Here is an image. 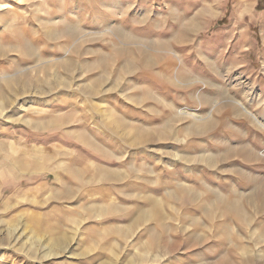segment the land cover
<instances>
[{"label":"rangeland","instance_id":"1","mask_svg":"<svg viewBox=\"0 0 264 264\" xmlns=\"http://www.w3.org/2000/svg\"><path fill=\"white\" fill-rule=\"evenodd\" d=\"M0 91V264L263 263L264 0H0Z\"/></svg>","mask_w":264,"mask_h":264},{"label":"bare ground","instance_id":"2","mask_svg":"<svg viewBox=\"0 0 264 264\" xmlns=\"http://www.w3.org/2000/svg\"><path fill=\"white\" fill-rule=\"evenodd\" d=\"M63 66H64V64H63ZM24 76V75H23ZM18 79V78H17ZM11 81H13V80H11ZM14 83V82H13ZM18 83V82H17ZM11 84V83H10ZM34 84V83H33ZM65 84V83H64ZM63 85V84H62ZM7 86H8V84H7ZM42 88V87H41ZM51 89V88H50ZM49 89V90H50ZM10 90V89H9ZM44 92H45V90H44ZM18 93V92H17ZM4 97H3V94H2V92L0 91V100H4L3 99ZM2 102V101H1ZM146 133V132H145ZM149 133V132H148ZM142 134V133H141ZM148 135V134H147ZM246 220V219H245ZM50 252V251H49ZM52 256H54V255H52ZM264 256V255H263ZM49 257H51V256H49ZM55 257V256H54ZM252 260V259H251ZM250 260V261H251ZM250 263V262H249ZM259 264H264V261H263V263H259Z\"/></svg>","mask_w":264,"mask_h":264}]
</instances>
